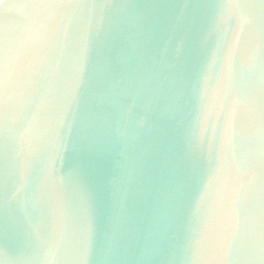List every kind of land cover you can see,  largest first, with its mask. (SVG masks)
Returning a JSON list of instances; mask_svg holds the SVG:
<instances>
[{
  "label": "clouds",
  "instance_id": "1",
  "mask_svg": "<svg viewBox=\"0 0 264 264\" xmlns=\"http://www.w3.org/2000/svg\"><path fill=\"white\" fill-rule=\"evenodd\" d=\"M0 264H264V0H0Z\"/></svg>",
  "mask_w": 264,
  "mask_h": 264
},
{
  "label": "water",
  "instance_id": "2",
  "mask_svg": "<svg viewBox=\"0 0 264 264\" xmlns=\"http://www.w3.org/2000/svg\"><path fill=\"white\" fill-rule=\"evenodd\" d=\"M170 132L163 123L157 133L156 154L153 164L156 173L168 166L165 159ZM83 176L98 210L109 215L118 209L123 197V178L119 158L111 153L101 152L86 156L82 162Z\"/></svg>",
  "mask_w": 264,
  "mask_h": 264
}]
</instances>
